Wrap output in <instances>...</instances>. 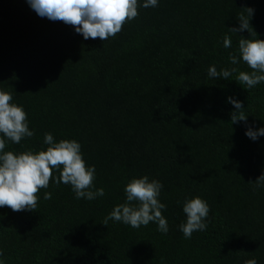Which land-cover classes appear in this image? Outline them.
Listing matches in <instances>:
<instances>
[{
    "label": "trees",
    "instance_id": "16d2710c",
    "mask_svg": "<svg viewBox=\"0 0 264 264\" xmlns=\"http://www.w3.org/2000/svg\"><path fill=\"white\" fill-rule=\"evenodd\" d=\"M143 3L102 41L41 18L27 0H0V90L23 107L35 133L6 140L5 151H46V133L57 143L76 140L86 166H95L93 191H105L77 199L53 170L36 211L0 208L2 264H264V187L254 185L264 174V136L246 135L249 126L264 128V82L246 89L238 73L208 76L211 66L251 71L229 54L239 55L241 38L264 40V0ZM244 8L254 9L256 36L229 31ZM229 97L243 103L246 123L232 124ZM144 176L163 184L169 231L155 222L104 225L127 202L126 185ZM196 197L210 207L208 227L186 239L183 206Z\"/></svg>",
    "mask_w": 264,
    "mask_h": 264
},
{
    "label": "clouds",
    "instance_id": "9594fccd",
    "mask_svg": "<svg viewBox=\"0 0 264 264\" xmlns=\"http://www.w3.org/2000/svg\"><path fill=\"white\" fill-rule=\"evenodd\" d=\"M30 7L41 18L51 21L63 22L72 26L76 33L82 34L87 40L99 38L106 41L115 37L125 23L137 18L139 15L138 0H27ZM144 8L157 7L158 0H144ZM238 15L239 27L229 28L232 33H241L247 30L250 36H256L250 21L254 9L244 8ZM246 13V14H245ZM225 48H231L232 41L229 36L223 40ZM238 54L230 53L229 60L232 65H239L242 61L251 69L241 71L238 67L225 68L217 71L215 66L208 70L210 78L229 79L238 73L236 81L246 89H251L264 82V40L241 38L238 43ZM13 100L11 93L0 90V208L8 207L13 212L36 211L38 207V192L47 189L53 178V170L59 171L55 179L57 185L63 183L71 185L77 199L86 198L91 201L103 197V188H94L95 166L88 167L83 159L81 144L76 140H61L55 142L51 133H46L44 143L47 150L33 153L26 151L14 154L5 151L6 140L19 144L25 137H33L34 131L29 129L27 113L22 106L10 103ZM234 105L235 111L231 113V122H247L244 105L232 97L228 98ZM246 135L252 140L264 136V128L254 130L248 127ZM255 187H264V174L254 181ZM163 184L158 180H149L148 176L132 179L125 187L126 200L124 204L117 205L105 217L103 224L107 226L109 220L122 222L138 229L147 226L150 222L158 225V231H169L168 221L162 215L166 205L158 199ZM51 193L46 192L44 199H50ZM186 214V223L180 225L186 239H190L196 231H204L208 225L210 207L206 201L196 197L187 200L183 206ZM0 249V257L3 256ZM2 264V262H0ZM244 264H257L256 259H247Z\"/></svg>",
    "mask_w": 264,
    "mask_h": 264
}]
</instances>
